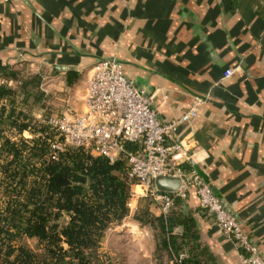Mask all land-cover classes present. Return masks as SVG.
Returning a JSON list of instances; mask_svg holds the SVG:
<instances>
[{
  "label": "crops",
  "instance_id": "crops-1",
  "mask_svg": "<svg viewBox=\"0 0 264 264\" xmlns=\"http://www.w3.org/2000/svg\"><path fill=\"white\" fill-rule=\"evenodd\" d=\"M103 57L121 62L161 120L195 107L171 136L264 258V0H0V81L13 71L39 73L45 88L79 87V111L85 80ZM70 70L76 77L67 85ZM181 207L210 262L238 264L233 242L192 189ZM114 228L122 229L118 251L156 264L148 226L126 214Z\"/></svg>",
  "mask_w": 264,
  "mask_h": 264
},
{
  "label": "trees",
  "instance_id": "trees-1",
  "mask_svg": "<svg viewBox=\"0 0 264 264\" xmlns=\"http://www.w3.org/2000/svg\"><path fill=\"white\" fill-rule=\"evenodd\" d=\"M67 74L70 85L76 74ZM8 75L0 81V264H103L98 248L105 232L128 213L125 161L70 143L55 150L47 115L32 110L48 93L40 87L42 77ZM181 206L175 196L166 213H151L147 203L136 206L133 218L153 230L156 264H163L162 255L173 264H213Z\"/></svg>",
  "mask_w": 264,
  "mask_h": 264
},
{
  "label": "built area",
  "instance_id": "built-area-1",
  "mask_svg": "<svg viewBox=\"0 0 264 264\" xmlns=\"http://www.w3.org/2000/svg\"><path fill=\"white\" fill-rule=\"evenodd\" d=\"M86 78L82 92V108L71 114H49L43 117L56 133L51 146L61 149L65 143L81 145L92 153L113 160L122 158L131 181L128 209L133 198L149 194L158 204L160 213H166L173 198L186 197L189 189L196 195L197 204L212 216L220 231L237 249L238 264H264L256 245L213 192L210 184L185 161L188 156L172 131L196 113L189 106L177 118L161 120L150 106V95L128 77L120 61L113 57L97 59ZM231 73L230 68L223 75ZM131 142L134 148H128ZM187 163L182 168L180 163ZM155 175L180 178L175 192L157 191L152 183ZM138 187L139 190H135ZM181 255V254H180Z\"/></svg>",
  "mask_w": 264,
  "mask_h": 264
},
{
  "label": "rangeland",
  "instance_id": "rangeland-1",
  "mask_svg": "<svg viewBox=\"0 0 264 264\" xmlns=\"http://www.w3.org/2000/svg\"><path fill=\"white\" fill-rule=\"evenodd\" d=\"M45 84L43 83V80H42L40 83V87L44 90L45 93L46 92L48 93L47 95L44 96L45 99L43 100V106H37L36 104L32 105V110L36 112L35 114H37V111H39L40 113L44 112L45 113L44 115H49V114L59 115L61 113L71 114L78 110L76 108L78 106L76 105H79V102L81 99L80 98L81 89L79 87L77 88L71 87L70 88L71 93L70 92L68 93L67 90L59 88L56 82L54 83L56 85V88L53 87L54 85H52L50 88H45L46 87ZM22 134L24 136H30V134L27 131H23ZM55 138H58V137H55ZM135 190H139L138 187H136ZM144 203H147L149 207L158 208V204L149 194L138 196L136 198H133L131 202V205L132 204L133 205L131 207V210L128 211L127 213L128 218L134 219L133 213L136 209V206L143 205ZM151 213L154 214V212L152 211ZM125 218H127V216ZM140 224L148 226L151 232H153L149 224H145V223L144 224L140 223ZM113 226L114 225L109 227L105 232L104 239L108 240V242H106V245H107L106 251L101 253L102 258H103V264H136L137 263L136 256L133 255L131 250L124 249L121 252L120 250L118 251L119 244H118L117 239L121 237V235L118 233H121L122 229H119V228H118L119 230H116L117 228L111 229L113 228ZM33 242L34 240L29 239L30 244H32ZM161 259H165V256L162 255ZM155 263H157V260L155 261Z\"/></svg>",
  "mask_w": 264,
  "mask_h": 264
},
{
  "label": "water",
  "instance_id": "water-1",
  "mask_svg": "<svg viewBox=\"0 0 264 264\" xmlns=\"http://www.w3.org/2000/svg\"><path fill=\"white\" fill-rule=\"evenodd\" d=\"M103 58H110V57H103ZM103 58H99V59H103ZM114 59L117 60L116 58ZM59 66L61 68H71L70 65H59ZM179 182H180V178L178 176H172V175H155L152 179L154 188L157 191H161V192H170V193L175 192L177 190ZM180 227L181 225H175L173 229L176 232H178Z\"/></svg>",
  "mask_w": 264,
  "mask_h": 264
}]
</instances>
